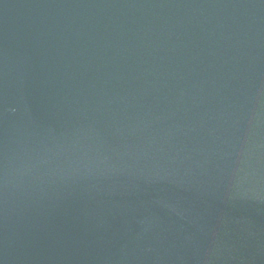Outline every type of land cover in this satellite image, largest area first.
Here are the masks:
<instances>
[{"label":"water","instance_id":"water-1","mask_svg":"<svg viewBox=\"0 0 264 264\" xmlns=\"http://www.w3.org/2000/svg\"><path fill=\"white\" fill-rule=\"evenodd\" d=\"M0 264H264V0H0Z\"/></svg>","mask_w":264,"mask_h":264}]
</instances>
